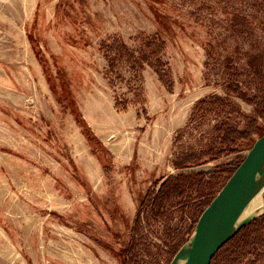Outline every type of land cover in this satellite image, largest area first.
<instances>
[{
	"label": "rangeland",
	"instance_id": "374dc122",
	"mask_svg": "<svg viewBox=\"0 0 264 264\" xmlns=\"http://www.w3.org/2000/svg\"><path fill=\"white\" fill-rule=\"evenodd\" d=\"M263 133L264 0H0V264H170Z\"/></svg>",
	"mask_w": 264,
	"mask_h": 264
},
{
	"label": "water",
	"instance_id": "95a60500",
	"mask_svg": "<svg viewBox=\"0 0 264 264\" xmlns=\"http://www.w3.org/2000/svg\"><path fill=\"white\" fill-rule=\"evenodd\" d=\"M263 182L264 133L202 211L189 242L175 253L170 264H210L217 251L254 218L237 223L240 212Z\"/></svg>",
	"mask_w": 264,
	"mask_h": 264
},
{
	"label": "trees",
	"instance_id": "16d2710c",
	"mask_svg": "<svg viewBox=\"0 0 264 264\" xmlns=\"http://www.w3.org/2000/svg\"><path fill=\"white\" fill-rule=\"evenodd\" d=\"M164 46L165 45H164V42L162 40H160L159 38H154V39L152 38L151 40H147L146 42H144V44L140 48H138L137 50H135V49L134 50H129L127 46H120V48L119 47L110 46V47H108V51L109 52L113 51L114 54L121 55L123 50L127 49V56L132 61V64L133 63H137L139 65V67H141L143 62H147V63H149V65H151L150 59L152 57L149 56L147 53H150L151 55H153L154 53L155 54L156 53H160L162 51V49L164 48ZM108 61H109L110 65L112 66V64H111L112 63V59L110 58ZM160 78H161V75H160ZM229 87H228V91L233 92V93H238L239 92L238 85H232V86H229ZM214 98H217V97L213 95V96L209 97L207 100H212ZM229 133L230 132H228L226 134V136L224 137V139H223V143H226L228 145L230 143H234V141H236V140H234V138H232L233 134H229ZM238 136H240V135H238ZM230 139L232 140V142H230ZM168 182H169V180L166 181L165 183H163L162 188L165 187L168 184ZM258 222L264 223V214L261 215L258 219H253L252 221L247 223L233 237L237 236L243 230H245L247 228H250L252 225L258 224ZM251 234H252V232H249L248 234H246V236H249Z\"/></svg>",
	"mask_w": 264,
	"mask_h": 264
},
{
	"label": "bare ground",
	"instance_id": "6f19581e",
	"mask_svg": "<svg viewBox=\"0 0 264 264\" xmlns=\"http://www.w3.org/2000/svg\"><path fill=\"white\" fill-rule=\"evenodd\" d=\"M262 212H264V182L240 212L237 223L255 217Z\"/></svg>",
	"mask_w": 264,
	"mask_h": 264
}]
</instances>
